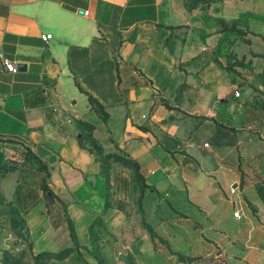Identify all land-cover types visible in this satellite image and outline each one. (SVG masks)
<instances>
[{
    "label": "crops",
    "instance_id": "obj_1",
    "mask_svg": "<svg viewBox=\"0 0 264 264\" xmlns=\"http://www.w3.org/2000/svg\"><path fill=\"white\" fill-rule=\"evenodd\" d=\"M86 125L138 163L143 217ZM0 153V264L73 247L70 223L49 264L97 238L136 264H264V0H0Z\"/></svg>",
    "mask_w": 264,
    "mask_h": 264
},
{
    "label": "trees",
    "instance_id": "obj_2",
    "mask_svg": "<svg viewBox=\"0 0 264 264\" xmlns=\"http://www.w3.org/2000/svg\"><path fill=\"white\" fill-rule=\"evenodd\" d=\"M191 1L192 0H186V3L191 2ZM209 1H214V0H195V4L198 2L207 3ZM87 96H88V102L90 104L89 106L91 107V109L94 110V112L98 115V117L102 121H106L108 118V113L105 111L104 107L101 106V104L97 100H95L92 96L90 95H87ZM85 127L87 131L86 139L88 143L91 145V148L95 150L102 157V161L112 159L115 162H118L122 164L123 166L128 167L132 171L134 191L136 194L135 203H136L137 211L143 217L144 212H143L142 202H143V197H144V191L146 190L148 186L146 185L144 177L142 176L140 172V167L138 163L135 160L125 155H121V154L102 155L101 147L94 140L91 134L93 131V127L91 125H86ZM15 168H16L15 165L13 166V165H8V164H3L2 154L0 153V175H5L9 171L14 170ZM255 190H256V193L260 201L262 202L264 206V176L262 177L261 181L255 185ZM142 225L144 226V228H146L149 231L151 236L155 235L152 228L144 221V218L142 219ZM92 229H93V224L90 226V230ZM70 235H71L72 240L74 241L73 247L64 248L59 251H41L37 254L31 253L29 255L31 261L29 262L24 260L27 257V252L25 251L19 252L17 254H12L10 252L5 251L3 252L1 262L3 264H49V262L52 260L64 261L72 254V252L78 249L77 242L75 240L74 229L71 223H70ZM93 256L97 264H106L103 259L97 256V253H93ZM178 257L180 260H183V261L185 260V258L182 256H178ZM129 264H136V263L134 260H130Z\"/></svg>",
    "mask_w": 264,
    "mask_h": 264
},
{
    "label": "rangeland",
    "instance_id": "obj_3",
    "mask_svg": "<svg viewBox=\"0 0 264 264\" xmlns=\"http://www.w3.org/2000/svg\"><path fill=\"white\" fill-rule=\"evenodd\" d=\"M262 175L264 176V174ZM230 214L232 215V209L230 210ZM108 244H109V240L100 241V238L94 239V242L91 245L92 247H91L90 258H89L90 260L89 262H92V263H89V264H97L96 260L94 259L93 253H97V256L103 259L106 264H129L130 260H134V257L132 255L133 252L127 251V249H125L123 246L122 248L118 249L115 254H113L112 252L109 254H106L103 251L106 249V246ZM24 260L28 262L31 261L28 253H27V257ZM76 262L84 263L85 260L82 258L81 255H79V256L70 258L64 264H77ZM85 263L88 264L87 262Z\"/></svg>",
    "mask_w": 264,
    "mask_h": 264
},
{
    "label": "built area",
    "instance_id": "obj_4",
    "mask_svg": "<svg viewBox=\"0 0 264 264\" xmlns=\"http://www.w3.org/2000/svg\"><path fill=\"white\" fill-rule=\"evenodd\" d=\"M84 15H88V11H85V12H84ZM50 38H51V35H50V34H46V35H42V36H41V40L44 41V42H47ZM3 61H4L5 69H6L8 72H10V73H14V72H16V66H15L12 62H10V61H8V60H3ZM234 96H235V97H239L240 94H239L238 92H235V93H234ZM234 216L237 217V216H238V213L235 212V213H234Z\"/></svg>",
    "mask_w": 264,
    "mask_h": 264
},
{
    "label": "water",
    "instance_id": "obj_5",
    "mask_svg": "<svg viewBox=\"0 0 264 264\" xmlns=\"http://www.w3.org/2000/svg\"><path fill=\"white\" fill-rule=\"evenodd\" d=\"M17 69L18 70H24V66L18 65ZM262 174H264V169L262 170Z\"/></svg>",
    "mask_w": 264,
    "mask_h": 264
}]
</instances>
